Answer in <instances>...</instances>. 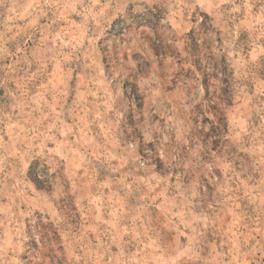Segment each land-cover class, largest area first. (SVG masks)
<instances>
[{
	"label": "rangeland",
	"instance_id": "obj_1",
	"mask_svg": "<svg viewBox=\"0 0 264 264\" xmlns=\"http://www.w3.org/2000/svg\"><path fill=\"white\" fill-rule=\"evenodd\" d=\"M0 264H264V0H0Z\"/></svg>",
	"mask_w": 264,
	"mask_h": 264
}]
</instances>
